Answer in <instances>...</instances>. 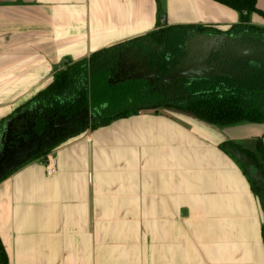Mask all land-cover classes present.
Masks as SVG:
<instances>
[{
  "label": "crops",
  "instance_id": "1",
  "mask_svg": "<svg viewBox=\"0 0 264 264\" xmlns=\"http://www.w3.org/2000/svg\"><path fill=\"white\" fill-rule=\"evenodd\" d=\"M256 7L264 13V0ZM178 25L193 28L178 52H164L168 68L186 48L204 52L190 36L197 32L224 35L217 43L227 61L208 64L195 81L245 86L261 71L249 56L264 57V32L246 26L264 30V16L250 13L240 24L237 11L215 0H0V120L66 60ZM120 59L126 68L131 57ZM180 67L190 71L187 62ZM260 137L264 122L216 126L173 107L87 126L51 148L54 175L39 157L0 180L8 264H264V213L219 146L231 140L254 150Z\"/></svg>",
  "mask_w": 264,
  "mask_h": 264
},
{
  "label": "trees",
  "instance_id": "2",
  "mask_svg": "<svg viewBox=\"0 0 264 264\" xmlns=\"http://www.w3.org/2000/svg\"><path fill=\"white\" fill-rule=\"evenodd\" d=\"M215 1L237 11L240 24L248 22L250 13L255 12L264 16L256 7V0ZM236 27L240 25L232 26L233 29ZM246 27L264 32L257 27ZM192 28L190 25L158 28L132 40L97 50L78 61L66 60L64 68L54 74V79L44 89L0 120V134L4 124L19 112H25L28 117L34 115L35 126L42 128L44 117L72 115L83 107H88L93 113L88 125L92 129L107 125L116 119L136 115L142 110L157 111L161 107L183 110L216 126L241 121L264 122V82L261 79L250 80L249 85L245 86L229 80L217 85H207L205 81L194 80L186 82L173 96L153 87L145 80L130 79L117 83L109 80L117 55L126 47L131 48L134 45L152 51V54L157 56L158 67L162 71L167 70L169 62L164 59V52L166 49L170 50L172 46H175L174 51L178 52V46ZM197 30L202 31L204 28ZM219 146L239 165L264 213L263 139L261 137L257 139L254 150L244 148L231 140H225ZM51 148L45 149L30 160L45 157ZM261 235L264 243V225ZM0 264H8L1 239Z\"/></svg>",
  "mask_w": 264,
  "mask_h": 264
},
{
  "label": "water",
  "instance_id": "3",
  "mask_svg": "<svg viewBox=\"0 0 264 264\" xmlns=\"http://www.w3.org/2000/svg\"><path fill=\"white\" fill-rule=\"evenodd\" d=\"M190 36L194 40H200L205 43V50L200 54L192 52L189 48H186L187 56L178 60L177 68L180 67V64L184 61L187 62L190 71L186 72V77H176L175 80H178L179 83L177 84V89L181 88L186 82H192L194 80L199 79L200 77L197 75L202 72V70L208 69V64L220 63L222 60L227 61V58L224 56L222 47L218 46L217 41H225V36L219 34H198L197 32L191 33ZM187 45V43L185 44ZM123 53L118 54V58H120ZM214 60V61H212ZM212 61V62H211ZM132 61L130 62L131 65ZM122 62H117L115 64L116 67L121 66ZM143 73L141 75H137L133 73V70L129 68L126 72L121 71V75L117 74L115 76L110 77V81L112 83H117L124 80L130 79H146L147 77L153 79L152 73L146 72L145 69H142ZM146 72V74H144ZM191 74V75H190ZM147 76V77H146ZM169 78H165V81H168ZM93 117V113L90 111L88 107H83L81 109L76 110L70 117L65 118L64 116H59L58 118L54 119L52 116L44 117V125L43 128H50L51 126L57 128H65V133L61 134L60 137L56 140H53L50 144L46 146L45 149L54 147L67 137L78 133L79 131L83 130L87 127ZM20 126L22 130V135L28 136L27 140H24L23 137L19 139L20 146L15 150L7 154V149L5 145L2 147L0 151V179H2L7 173L14 171L16 168L30 160L32 157L40 154L45 149H41V145L32 149L34 141L37 143H41L42 141H47L45 138L44 133L38 134L34 130L35 126V116H27L25 112H22L19 115H16L14 118L8 120L4 126L3 130L0 134V146L5 143L6 141L12 140V132L16 131L18 127L14 130L11 128L14 125L15 120H22ZM67 125H71L72 127H65Z\"/></svg>",
  "mask_w": 264,
  "mask_h": 264
},
{
  "label": "flooded vegetation",
  "instance_id": "4",
  "mask_svg": "<svg viewBox=\"0 0 264 264\" xmlns=\"http://www.w3.org/2000/svg\"><path fill=\"white\" fill-rule=\"evenodd\" d=\"M127 50L129 48H126ZM123 55L121 56L120 60L123 59H127L130 58L131 59L128 61L129 64L127 65L126 68H131L133 70L134 74L137 75H141L143 73L142 69H145L146 72L148 73H152V78L150 79L147 78L146 79H142L145 80L146 82H148L150 85H152L153 87L161 90L162 92L167 93L169 96H173L176 92H177V84L179 83L178 80H175L176 77H186V73L183 71L182 67L179 68H174L175 66H170L167 70H161L158 67V60L156 59L157 56L156 55H149V54H142V53H138V52H131L128 53L127 51H122ZM235 55V54H234ZM233 54L231 55V57L233 56V58L237 59V56L235 57ZM241 59V58H240ZM249 59L251 62H253L254 64H256L257 68H261V71H258L254 74V76L252 77L253 80H259L261 79L264 82V57L262 56V54L258 51L255 50L254 52H252V55L249 56ZM243 60V59H241ZM132 61L131 65L130 62ZM117 63V62H116ZM123 64V63H122ZM121 64L120 68L114 66L112 69V73H111V77L115 76L117 74L121 75V71L126 70V68H124V66ZM259 68V70H260ZM127 69V70H128ZM126 70V71H127ZM146 72L144 74H146ZM212 73V72H211ZM210 76L213 75V73ZM191 75V74H190ZM200 78H205L206 72H201L199 74H197ZM165 78H169L168 81H165ZM22 112L16 113L12 118H14L16 115L21 114ZM54 119L58 118L59 116H64L65 118L70 117V114H65V115H51ZM11 118V119H12ZM23 119L22 120H15L14 125H12V129L21 125ZM72 127L71 125H67L65 127ZM14 130V129H13ZM22 128L18 127V129L14 132H12V136L13 139L6 141L5 143H3L0 146V151L2 150V147L5 145L6 149H7V154H10V152L15 151L19 146V139L21 137H23L24 140L28 139V136L26 135H22ZM35 132H37L38 134L44 133L45 138L47 139V141H42L40 144L37 143L36 141H34V144L32 146V149H35L36 147L41 145V149H45L46 146L48 144H50L51 142H53V140H56L60 137L61 134L65 133V128H57V127H53L51 126L50 128H46L44 129L43 127H39L38 125L34 127Z\"/></svg>",
  "mask_w": 264,
  "mask_h": 264
},
{
  "label": "built area",
  "instance_id": "5",
  "mask_svg": "<svg viewBox=\"0 0 264 264\" xmlns=\"http://www.w3.org/2000/svg\"><path fill=\"white\" fill-rule=\"evenodd\" d=\"M54 149H50L48 153L43 158V167L46 176H52L56 173V156L54 154Z\"/></svg>",
  "mask_w": 264,
  "mask_h": 264
},
{
  "label": "rangeland",
  "instance_id": "6",
  "mask_svg": "<svg viewBox=\"0 0 264 264\" xmlns=\"http://www.w3.org/2000/svg\"><path fill=\"white\" fill-rule=\"evenodd\" d=\"M17 106L14 107V109L16 108Z\"/></svg>",
  "mask_w": 264,
  "mask_h": 264
}]
</instances>
